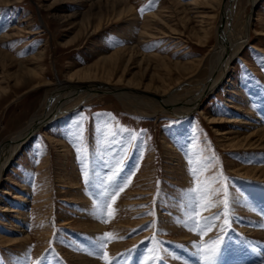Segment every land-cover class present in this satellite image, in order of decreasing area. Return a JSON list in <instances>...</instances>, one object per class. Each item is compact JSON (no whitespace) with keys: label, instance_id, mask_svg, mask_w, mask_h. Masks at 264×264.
<instances>
[{"label":"rangeland","instance_id":"obj_1","mask_svg":"<svg viewBox=\"0 0 264 264\" xmlns=\"http://www.w3.org/2000/svg\"><path fill=\"white\" fill-rule=\"evenodd\" d=\"M126 1L134 10L130 21L115 18L112 3L105 0L0 3V38L14 33L0 42V92L8 89L0 102V145L43 107L46 87L29 91L18 84L27 74L20 61L41 51V59L29 66L43 68L44 78L54 85L67 81L71 71L90 67L116 90L161 93L170 86V94L197 88L190 76L194 72L201 76L207 68L225 16L224 4L221 9L189 6L188 14L164 13L172 19L152 21V31L159 37L152 38L143 35L147 18L172 8V0ZM237 1L231 22L236 26L252 15L249 39L230 62L226 79L208 90L193 112L156 113L133 107L116 93L101 92L34 132L16 150L0 178V197L6 198L1 204L24 206L26 213L5 215L0 209V234L18 239L26 235L29 240L22 254L16 245L0 242V264H78L76 256L107 264L94 253L99 251L96 238L109 232L115 237L108 238L106 246L111 264H206L195 244L218 236L222 242L212 264H264V236L254 235L255 229H264V180L235 172L239 167L264 166V149L234 150L220 141L222 131L242 137L254 130L256 119L264 125V0H255L254 7L249 0ZM197 11L208 13L204 23L199 15L194 17ZM100 22L103 26L97 30ZM208 28L212 30L207 46H202V30ZM142 39L145 42L140 43ZM126 47L132 52L109 57ZM208 116L236 121L219 125ZM81 125L83 140L78 138ZM52 138L62 139L66 151L59 153L61 144ZM205 166L206 172L198 171L200 179L213 178L212 187L221 190L211 199H222L227 188L230 225H224L223 205L201 211V217L221 214L216 227L201 238L191 230L190 221L185 223V213L194 207L190 203L194 194L187 191L197 186L192 169ZM85 171L91 177L88 183ZM114 172L118 175L113 177ZM120 185L123 190L113 200L101 196ZM23 195L29 197L24 205ZM104 201L115 210L107 223L94 207ZM251 213L260 216L259 223ZM88 219H96L104 231L87 232L81 223ZM183 230L188 238L181 236ZM156 254L159 258L153 259Z\"/></svg>","mask_w":264,"mask_h":264},{"label":"bare ground","instance_id":"obj_2","mask_svg":"<svg viewBox=\"0 0 264 264\" xmlns=\"http://www.w3.org/2000/svg\"><path fill=\"white\" fill-rule=\"evenodd\" d=\"M10 1L11 0H0V3H7V2L10 3ZM105 1H107V3H112V7L116 12L114 16L115 18L127 19L129 21L132 18H134L133 7L130 6L126 0H105ZM249 1L250 4L252 5L251 7H254L255 0H249ZM181 2H182L181 0L180 1L172 0L171 3H173V7H172L173 9L170 6H168L166 9H162L159 12L151 14L146 20L148 25H146L143 35H147L152 38H159L158 36L155 35V32L152 31L151 24L153 23L152 21H154L155 19H160V18L163 19L164 16H166L168 21L169 19H172L171 14L163 15L164 13L169 14L174 11L178 13L186 12L188 14L189 10H191L192 7L206 8L207 5L209 6L213 5L214 7L216 5L219 6L221 9L222 5L224 4L223 9L225 12V16L222 20V24L219 26V29L217 27V41H216L217 43L213 45L212 51L209 53V57L207 58L208 59L207 68H205L206 70L203 72L201 76L196 77L195 72L192 73V75L190 76L193 77L192 82L196 81L195 83H198L195 86L197 87L195 90L181 89L180 91L172 92L170 94H167L169 93L168 92L169 89L173 88L170 86L165 87L161 93H157V92L155 93L149 91L147 92L146 89H144L145 90L144 92H137V90L134 91L129 88H124V89L119 88L118 90H116L115 88H113V85L110 84L111 81L106 80L105 82L104 80L99 79L98 75L95 72H93L90 69V67H84L73 70L70 73H68L67 81L58 82L57 85H54L55 83L53 81H48L44 78L45 73L43 68L29 66L31 65L32 61H34L37 57L41 59V56L44 53V51H41L38 54H36V56L34 55L30 57V59L28 60L20 61L19 64L22 65V69L24 71L23 73H27V74L19 77L18 84L24 85V87L26 86L29 87L30 88L28 89L29 91L31 90L37 91L36 89H39L40 87H46V92L43 99V107L41 111H37L32 115L28 123L22 129L14 132L10 136V138H8L7 140L1 143L0 178L3 175L6 166L9 165V163L11 162V158L13 154L16 152L18 148H20L22 144H25L30 139V137H32L34 132L38 131L39 129H41L43 126H45L50 122L60 120L59 118H61L63 115L75 110L80 105L85 104L93 96L101 92L116 93L122 98V100L128 102V104H132L133 107L135 106L137 108H139L140 106L145 107L156 113L157 112L173 113V114L183 113L184 115L185 114L187 115L193 112L199 106L200 98L208 90H210L213 87H216L217 84L218 85L221 84L222 80L225 78L229 70V65L231 64L230 62H232L233 59L236 57V55L239 52H241L243 46H246V43L249 39V31L251 28L253 16L252 15L250 16L248 15V17L245 16L242 22H238L237 25L234 26L232 25L231 20L234 13L233 11L235 10L236 7L235 4L238 2L237 0H195L189 3H181ZM184 4L185 5L188 4V5L184 6ZM189 6L192 7L188 8ZM218 8L215 7V9ZM207 14L208 13H203L202 11H197L194 17L199 15L200 19H202L201 22L204 23L205 21L204 19L209 17ZM185 18L186 15L181 17V20H184ZM102 26H103L102 22L98 23V25L96 26L97 30ZM17 27H14V29L16 30ZM237 28H240L238 33H236V31L238 30ZM211 30L212 29L209 28L206 30H202L203 35L200 38L201 39L200 41L202 42L201 43L202 46H207L208 41L206 38H208V35ZM262 30L263 31L261 34L264 35V29ZM40 32L42 31H35L33 34ZM172 32H176V29H173ZM13 34L6 33L0 38V42H2V40L5 39L6 37H11ZM143 41L145 42V40L142 39L140 43ZM128 49L131 48L126 47V48L117 49L113 53H111L109 57H113L115 55L114 57L118 58L123 52H125ZM258 50H262V49H258ZM147 56L151 57L153 55H147ZM198 66H200L199 63ZM7 90L5 91L3 90V93L6 92ZM3 93L0 92V102L4 100ZM208 119L212 123L219 125H223V123H231L236 121V118H230L225 120L212 116H208ZM232 132H233L232 130H226L220 133L221 134L220 137L222 138V140L220 138V141H222V144H224L225 147H231V148L233 147L234 150L264 149V125L260 120L256 119L254 130L250 133H247L245 136L242 137L237 136L233 138V136H231L233 134ZM52 139L54 144L57 145L61 144L60 146H58L59 153H61L62 151L63 152L66 151L62 148L63 147L62 144H65L62 139H56V138H52ZM235 172H238L239 174L246 177H252V179L255 180H261V179L264 180V166L252 167V168L239 167L235 170ZM71 183L72 184L70 185L72 187L75 186V183L73 181H71ZM17 195L19 196V194ZM33 197H35V193H33ZM5 200L6 198L4 199L0 197V209L5 215H9V213L13 214V212H17V214L26 213V211L23 208L24 206L20 208H13L9 205L1 204L2 203L1 201L4 202ZM27 200H29V197L27 195H23L21 200L22 204L24 205V203ZM64 200H69V199H64ZM82 205H85V203ZM251 216L254 217L259 223V219H260L259 215L255 213L254 214L251 213ZM81 224H83L82 225L83 229H85L87 232L98 231L97 233L99 232L102 233V231H104L105 228V226L98 223L96 219H92L90 221H83ZM254 235L257 238L263 237L264 229L263 230L255 229ZM181 236L188 238L189 234L186 233L185 230H183L181 231ZM24 237L20 239H18L17 237L10 238V236L5 237L2 234H0V242L6 243L8 247L9 245H16V247H19L18 251L21 252L22 250H24V252L22 251L20 253L22 254L27 252L23 246L29 240L28 236L26 238ZM75 258L77 259L78 264H98L96 260L89 257L87 258V257L76 256Z\"/></svg>","mask_w":264,"mask_h":264},{"label":"snow or ice","instance_id":"obj_3","mask_svg":"<svg viewBox=\"0 0 264 264\" xmlns=\"http://www.w3.org/2000/svg\"><path fill=\"white\" fill-rule=\"evenodd\" d=\"M145 9H141V12H143ZM79 123V122H78ZM125 131L132 132V130L124 129ZM114 135V133H113ZM78 138L80 140H83V128L82 125L79 128L78 131ZM132 139H135V133L133 132V135L131 137ZM79 150V149H78ZM207 166H205L202 170H198L195 167L192 169L194 182L197 184L196 187L190 188L187 191L192 195L190 203L194 206L191 211L186 212L185 215L187 216V222H191L192 224V231L197 232L201 238H203L209 231H211L214 227H216L215 221L220 219L221 214H216L211 217L205 216L201 217L200 212L207 210L208 208H215L219 207L220 205H223V212L222 215L225 217L224 219V225L229 226L230 222L226 218L229 215V199L227 194V188L225 187L223 189L224 196L220 200H213L211 197L213 195L218 194L221 190L216 189L212 187V184L214 183L213 178L210 177H204L202 180L200 179V176L198 175V171H204L206 172ZM115 175H118V173H113V177ZM113 177H109L108 179L111 180ZM84 179L85 182L88 183L91 180V177L89 175L88 171L84 172ZM128 181H125V184H127ZM124 185H120L118 188H115L112 192L104 191L101 193V196L106 197L107 200H113V198L119 194L120 191L123 190ZM96 208V212L98 214V218L102 220V222H110L111 218H114L115 216V210L109 209L108 204L106 201L104 202H98L96 205H94ZM264 226V225H262ZM115 238L114 234L104 233L101 236L97 237L96 240V248L99 250L97 254L100 259H104L107 261V264H111L112 258L107 255L106 252V246L108 241V238ZM122 238V237H121ZM222 240L218 236L216 239L209 240L207 243L201 239L200 242H197L195 244L197 250L199 253L203 256V259L206 261V264H212V261H214L217 253L219 252L220 244ZM159 243V242H157ZM150 252L155 253V249L150 250ZM158 254L153 256V259H158ZM145 264H150V261H146Z\"/></svg>","mask_w":264,"mask_h":264}]
</instances>
